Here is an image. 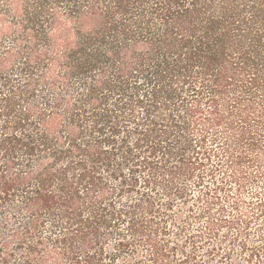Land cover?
I'll return each mask as SVG.
<instances>
[{"label": "trees", "instance_id": "1", "mask_svg": "<svg viewBox=\"0 0 264 264\" xmlns=\"http://www.w3.org/2000/svg\"><path fill=\"white\" fill-rule=\"evenodd\" d=\"M7 40L0 264H236L222 232L264 215L225 204L264 176V0H0Z\"/></svg>", "mask_w": 264, "mask_h": 264}, {"label": "rangeland", "instance_id": "2", "mask_svg": "<svg viewBox=\"0 0 264 264\" xmlns=\"http://www.w3.org/2000/svg\"><path fill=\"white\" fill-rule=\"evenodd\" d=\"M11 46L10 41H6L5 43L2 44V48L0 47V53L4 52L3 48H8ZM259 157L261 159H264V153L260 154ZM230 174H234L233 170L228 169ZM246 172H252V169H248V165H246ZM222 175V174H221ZM207 185L208 187H213L212 186V180L207 179ZM189 187L194 190L193 193L194 195L198 196L199 195V190L197 188H194V182L191 181L189 182ZM202 188V187H201ZM204 189H202L203 191ZM239 184L232 182H229L228 185V194L230 195V200L226 199L225 204L229 207V205L232 203V201L235 200V198L242 199L243 201L247 202H256L257 199L253 198V194L256 192L264 193V176L259 177L255 183L249 182L246 184L245 189L243 191H239ZM201 191V190H200ZM241 211L245 212L247 208L251 209L248 205L245 203H241ZM233 215L237 216V212L235 211ZM232 217V216H231ZM194 227L196 225H199L198 222H193ZM223 235H229L231 237H237L239 238V243L237 242L236 245H231L229 241H226L227 243L225 244L226 250H229L231 247V253L233 255V261L236 264H243L245 263V257H247L246 254L247 252L244 253L239 244L240 241H246L249 243V245H262V236H264V215L262 217H259L258 219L252 220V224L250 228H247L245 225L241 224L237 225L236 228L227 230L225 229L222 232ZM242 243V242H241ZM224 264V263H223Z\"/></svg>", "mask_w": 264, "mask_h": 264}]
</instances>
